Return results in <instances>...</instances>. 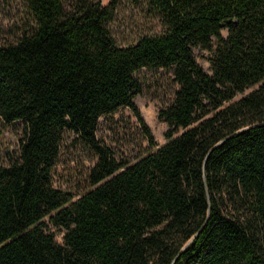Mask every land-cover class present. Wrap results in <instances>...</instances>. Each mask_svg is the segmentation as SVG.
I'll use <instances>...</instances> for the list:
<instances>
[{
    "label": "trees",
    "instance_id": "16d2710c",
    "mask_svg": "<svg viewBox=\"0 0 264 264\" xmlns=\"http://www.w3.org/2000/svg\"><path fill=\"white\" fill-rule=\"evenodd\" d=\"M24 1L35 25L0 43V116L23 123L0 164V264H264V0H147L163 31L128 45L108 25L118 0ZM143 67L178 87L166 141L131 162L97 131L129 107L156 144ZM67 132L97 157L80 194L55 185Z\"/></svg>",
    "mask_w": 264,
    "mask_h": 264
},
{
    "label": "rangeland",
    "instance_id": "374dc122",
    "mask_svg": "<svg viewBox=\"0 0 264 264\" xmlns=\"http://www.w3.org/2000/svg\"><path fill=\"white\" fill-rule=\"evenodd\" d=\"M74 0H66L70 8ZM97 1V0H94ZM107 3L109 0H100ZM35 25V19L24 0H0V43H11ZM115 40L120 45L136 42L146 34L161 33L164 25L148 6L147 0H118L108 23ZM227 30L224 29L226 34ZM197 60L211 72L210 50L194 47ZM141 85L135 102L151 128L156 144L151 145L144 134L138 117L129 107H120L115 113L100 118L98 137L113 148L117 158L134 162L148 151L166 141L168 123L159 116L174 97L178 87L173 70L163 67H143L134 73ZM253 87H248L246 91ZM242 94H238L237 97ZM23 123L15 120L7 123L0 116V164H8L18 153ZM96 155L86 143L74 139L67 132L62 150L54 167L55 185L80 194L92 187L89 172L96 162ZM60 243L64 242V230L49 223Z\"/></svg>",
    "mask_w": 264,
    "mask_h": 264
}]
</instances>
